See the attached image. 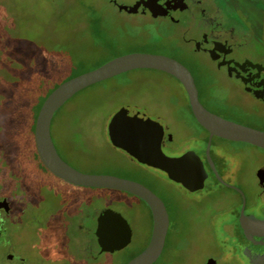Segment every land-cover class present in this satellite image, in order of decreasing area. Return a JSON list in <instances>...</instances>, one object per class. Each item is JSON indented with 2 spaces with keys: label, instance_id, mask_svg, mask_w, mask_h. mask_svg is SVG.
<instances>
[{
  "label": "rangeland",
  "instance_id": "374dc122",
  "mask_svg": "<svg viewBox=\"0 0 264 264\" xmlns=\"http://www.w3.org/2000/svg\"><path fill=\"white\" fill-rule=\"evenodd\" d=\"M102 3L0 0V144L3 147L7 140L5 145L11 147L13 137L20 143L15 146V161L0 157L2 168L17 165L15 175L2 171L0 187L2 192L12 190L17 182L28 197L26 209L33 222L23 240L39 264H127L147 247L151 236L149 210L141 200L125 192L67 184L31 156V130L46 95L60 82L100 67L114 51L133 44L134 20L123 28L126 19ZM99 8L105 16L96 26L94 9ZM123 106L150 116L162 115L176 141L190 145L183 139L188 130L177 113V107L184 109L181 86L167 74L140 69L89 86L68 100L51 122L54 146L61 159L77 171L137 182L171 206L177 185L109 142L108 122ZM241 149L264 162V151L251 146ZM104 210L120 214L131 228V242L121 251H96L91 233ZM38 227L47 228L48 235L35 234ZM167 243L155 264H196L200 260L199 256L178 255L173 238Z\"/></svg>",
  "mask_w": 264,
  "mask_h": 264
},
{
  "label": "flooded vegetation",
  "instance_id": "af4514ba",
  "mask_svg": "<svg viewBox=\"0 0 264 264\" xmlns=\"http://www.w3.org/2000/svg\"><path fill=\"white\" fill-rule=\"evenodd\" d=\"M102 1L126 19L123 28L133 19L130 31L136 33L133 44L114 51L109 60L133 53L170 58L188 70L207 113L264 132V0ZM94 13L97 26L105 12L99 8ZM175 80L183 90L184 109L177 107V113L188 130L183 139L190 145L176 141L162 115L144 114L162 126L164 155L176 158L192 152L202 164L204 181L186 185L167 177L178 187L171 206L145 186L162 201L168 217L161 254L173 238L174 251L181 257L199 256L196 264H250L247 256L264 254V237L251 227L245 230L241 222L250 217L264 221V162L241 148L264 149L212 134L199 123L186 90ZM2 150L0 144V157ZM2 171L0 167V186ZM27 198L17 182L12 190L2 192L0 187V264H39L23 240L33 222ZM96 225L97 219L91 235L100 253ZM34 232L48 235L47 228Z\"/></svg>",
  "mask_w": 264,
  "mask_h": 264
},
{
  "label": "water",
  "instance_id": "95a60500",
  "mask_svg": "<svg viewBox=\"0 0 264 264\" xmlns=\"http://www.w3.org/2000/svg\"><path fill=\"white\" fill-rule=\"evenodd\" d=\"M156 15V14H154ZM140 69L164 72L177 79L189 97L199 123L212 134L233 141L246 142L264 149V132L221 120L207 113L198 102L197 91L188 70L178 62L158 55L133 53L114 58L100 67L70 78L58 85L42 103L34 124V146L43 167L63 182L83 188L125 192L144 201L152 215V233L147 247L127 264H154L163 250L168 217L162 201L145 186L106 175H88L77 171L59 156L51 137L54 114L83 89L120 74ZM163 129L159 122L128 106L120 108L109 120L107 135L112 147L125 152L139 164L164 172L176 183L204 181L202 164L192 152L176 158L161 150ZM198 162V163H196ZM4 203H0L2 207ZM243 228L251 227L264 237V221L244 218ZM100 253H114L126 248L132 238L127 221L112 210L102 211L95 230ZM250 264H264V254L247 256Z\"/></svg>",
  "mask_w": 264,
  "mask_h": 264
},
{
  "label": "trees",
  "instance_id": "16d2710c",
  "mask_svg": "<svg viewBox=\"0 0 264 264\" xmlns=\"http://www.w3.org/2000/svg\"><path fill=\"white\" fill-rule=\"evenodd\" d=\"M64 81H62V82H60L58 85H60L61 83H63ZM58 85H56L47 95H46V97L58 86ZM46 97L44 98V100L46 99ZM43 100V101H44ZM43 103V102H42ZM37 112L38 111H36V114H37ZM33 132H34V128H32V130H31V136H30V146H31V149H32V155L31 156H34L37 160H38V162L40 163V161H39V159H38V156H37V154H36V150H35V146H34V139H33ZM5 144H8V142H7V140H6V142H4V146H3V150H2V159L5 161V159H6V161H15L17 158H16V153H17V151H16V148H15V146H18L20 143L18 142V138H14L13 137V143H11V147H9L8 145H5ZM11 154L12 155H14V157H12L11 156ZM8 158V159H7ZM41 164V163H40ZM16 163L14 162V163H11V164H8V165H5L4 166V168H3V171L4 172H11V174L13 175H15L16 174V170H15V168H16ZM16 184V183H15Z\"/></svg>",
  "mask_w": 264,
  "mask_h": 264
}]
</instances>
